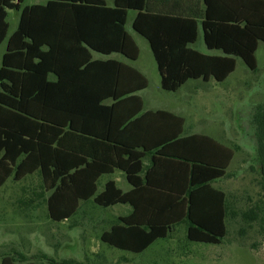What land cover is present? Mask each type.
Segmentation results:
<instances>
[{
	"label": "trees",
	"instance_id": "16d2710c",
	"mask_svg": "<svg viewBox=\"0 0 264 264\" xmlns=\"http://www.w3.org/2000/svg\"><path fill=\"white\" fill-rule=\"evenodd\" d=\"M23 2L0 0V188L38 174L56 222L90 199L104 208L128 205L100 236L118 249L140 253L179 226L190 242L221 244L232 213L215 183L228 176L236 148L189 133L173 111L144 107L139 92L148 79L131 63L140 51L127 23L147 40L161 88L175 92L190 80L223 82L238 58L257 69L264 0ZM11 9L19 19L8 34ZM200 30L218 53L193 46ZM255 122L264 180V104ZM115 171L129 189L112 178L99 189ZM262 198L242 216L259 220L264 237ZM19 261L1 257V264H40Z\"/></svg>",
	"mask_w": 264,
	"mask_h": 264
},
{
	"label": "rangeland",
	"instance_id": "374dc122",
	"mask_svg": "<svg viewBox=\"0 0 264 264\" xmlns=\"http://www.w3.org/2000/svg\"><path fill=\"white\" fill-rule=\"evenodd\" d=\"M43 2L24 0L23 5ZM18 19L19 11H8V34ZM127 28L140 51L132 64L148 79L147 88L141 92L144 107L173 111L185 118L188 132L207 133L236 148L228 176L215 183L227 192L230 201L227 235L221 244L190 242L184 227L179 226L171 237L156 240L140 253L118 249L102 242L100 236L129 209L128 205L104 208L90 199L81 203L72 218L52 221L40 176L34 174L19 182L8 179L0 188V264L5 254L40 264H264L259 220L242 216L244 210L259 204L264 193L255 122L264 104V43L260 42L256 51L255 71L238 58L235 70L223 82L190 80L173 92L161 88L147 40L132 29L130 21ZM5 47L6 40L0 45V62ZM195 47L206 50L201 37ZM108 178L126 189L119 171L103 175L99 189Z\"/></svg>",
	"mask_w": 264,
	"mask_h": 264
},
{
	"label": "crops",
	"instance_id": "0c3cea01",
	"mask_svg": "<svg viewBox=\"0 0 264 264\" xmlns=\"http://www.w3.org/2000/svg\"><path fill=\"white\" fill-rule=\"evenodd\" d=\"M44 3V2H43ZM130 14H133V11H130L129 12ZM131 19V18H130ZM131 25V24H130ZM128 29V28H127ZM131 34V33H130ZM132 35V34H131ZM133 37V36H132ZM199 37H201V39H202V41H203V37H202V32H201V30H200V32H199V35H198V38ZM198 38H197V40H198ZM135 40V39H134ZM197 40H196V42H197ZM195 42V43H196ZM3 43V42H2ZM195 43H194V47H195ZM263 43V42H262ZM203 44H204V41H203ZM204 46H205V51H203V50H200V49H198V48H196V49H198V50H200L201 52H204V53H210V54H212V53H218L217 51H211V50H208L207 49V47H206V45L204 44ZM259 46V45H258ZM258 49V48H257ZM5 51V50H4ZM3 51V52H4ZM3 52H2V54H3ZM111 56H113V57H115V58H120V59H123V57H120L119 55H117V54H113V55H111ZM94 57L95 58H97V57H103L102 55H99V54H97V53H94ZM139 57V56H138ZM138 59V58H137ZM126 60V59H125ZM127 62H128V60H126ZM136 61V60H135ZM134 61H132L131 63H133ZM236 63H237V61H236ZM257 66H258V60H257ZM136 67V66H135ZM137 68V67H136ZM236 68V67H235ZM143 73V72H142ZM197 81H201V80H194V82H197ZM201 82H203V81H201ZM146 89V88H145ZM145 89H143V90H145ZM143 90H141L139 93H140V95H141V92L143 91ZM146 109H151V108H146ZM157 109H161V108H157ZM189 133H193V132H189ZM196 133H203V132H196ZM207 134V133H206ZM222 142V141H221ZM228 145V144H227ZM119 174L121 175V173L119 172ZM109 179V178H108ZM113 179V178H112ZM118 180V179H117ZM125 180V179H124ZM125 182H126V180H125ZM126 184H127V182H126ZM127 189H129V186H128V184L126 185V189H124V190H127Z\"/></svg>",
	"mask_w": 264,
	"mask_h": 264
}]
</instances>
